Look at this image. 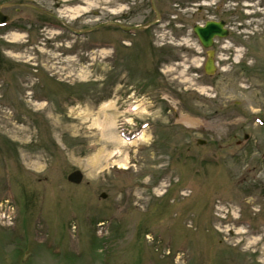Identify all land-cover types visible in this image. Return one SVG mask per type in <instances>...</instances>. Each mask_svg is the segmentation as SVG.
I'll return each instance as SVG.
<instances>
[{"label": "rangeland", "instance_id": "1", "mask_svg": "<svg viewBox=\"0 0 264 264\" xmlns=\"http://www.w3.org/2000/svg\"><path fill=\"white\" fill-rule=\"evenodd\" d=\"M9 1L57 21L3 11L0 264H264V0H155L133 35L100 25L145 26L151 0ZM205 21L247 52L217 100L172 60Z\"/></svg>", "mask_w": 264, "mask_h": 264}, {"label": "flooded vegetation", "instance_id": "2", "mask_svg": "<svg viewBox=\"0 0 264 264\" xmlns=\"http://www.w3.org/2000/svg\"><path fill=\"white\" fill-rule=\"evenodd\" d=\"M206 0H193L192 3L193 4H197L199 3H203L205 4ZM11 2H6L0 5V12L3 13L4 15L8 16V22L7 24L4 26V29H6L5 27H9L10 24L12 23V19L10 18V16L8 14H5L3 11L6 9H10V7H7L5 9H3L2 7L6 4H10ZM21 9H27V8H21ZM201 9V8H200ZM30 10V9H28ZM198 12L200 11L199 9H197ZM38 15H40L38 18L42 17V16H47L46 14H42L40 12H36L34 10H30ZM210 12L209 9H201V12ZM17 14H19V9H17ZM54 20H56L54 17H52ZM57 21V20H56ZM112 21V22H116ZM120 23H122L121 21H118ZM207 21L203 22L202 24H198L202 27H204L206 25ZM228 30V35L229 37L231 36V32L230 29L228 28V26H225ZM115 26H113V30H114ZM194 28L195 26L192 27H188V28H184L185 31L184 32H180L179 35H177V41L179 40H183V37H188V43H190L191 45H189L187 48V50L184 52L183 49H178V51H176V53H178L175 58H173L174 61V65L177 66H181L184 65L185 61H189L191 64V66H189V69L192 71L190 76L192 78H196V79H202V80H207L208 83H211L215 80H219L220 77L226 73L227 68H230V65H232V63L230 64L227 60L229 59L231 62H233L232 58V53L228 52L226 50V43L227 40H223V39H219L218 37H214L212 39V44L209 46V48H204L202 46V44L200 43L198 37L195 35L194 33ZM8 29V28H7ZM3 30V27H0V31ZM179 45L183 46V44ZM113 54H115L113 52ZM112 58L114 59V56L112 55ZM0 59H4L3 57H0ZM211 61L212 62V74H209L205 68V64L207 62ZM200 62V64L198 66H195L194 63ZM234 66V65H233ZM234 70V69H232ZM235 71V70H234ZM215 93V98L217 100L218 97V88H215L214 90ZM264 113V109L262 111ZM238 146H241L240 142H237Z\"/></svg>", "mask_w": 264, "mask_h": 264}, {"label": "water", "instance_id": "3", "mask_svg": "<svg viewBox=\"0 0 264 264\" xmlns=\"http://www.w3.org/2000/svg\"><path fill=\"white\" fill-rule=\"evenodd\" d=\"M28 7H31V6H28ZM31 8H33V7H31ZM3 18L4 17L0 14V21H4L5 18L4 19ZM157 18H159V14L158 13H157ZM102 26H106V25H102ZM123 29L125 31H129L130 30L129 28H123ZM221 30L222 29H221V26L219 24L208 23L206 28L197 27L195 29V32L199 36V38H200L201 42L203 43V45L205 47H208V46L211 45V42H210L211 35L215 34V32H221L222 33ZM221 36H226V35H221ZM211 65H212L211 63H208V66H207L208 70L211 67ZM83 179H84V176H83V174L80 171H75L68 177V181L69 182L77 184V185L81 184ZM103 198H106V196L103 195Z\"/></svg>", "mask_w": 264, "mask_h": 264}, {"label": "bare ground", "instance_id": "4", "mask_svg": "<svg viewBox=\"0 0 264 264\" xmlns=\"http://www.w3.org/2000/svg\"><path fill=\"white\" fill-rule=\"evenodd\" d=\"M245 54H247L246 51H242L241 49L236 50V51L234 52V57H233V58H234V62H238V61L242 58V56L245 55ZM39 106H40V108L43 107V105H39ZM102 108H104V106H102ZM100 115H101V114H100ZM102 116H104V114H103ZM94 124L96 125V122H94ZM98 126L101 127V129L95 131V133H96L99 137L105 138V136H106L108 133H110V131H107V130H106V126H105L104 124H102V123H100ZM117 141L120 142L119 139H118ZM106 143H107V141H106ZM118 144L120 145V143H118ZM111 145H112V146H116L117 143H116V144H112V143H111Z\"/></svg>", "mask_w": 264, "mask_h": 264}]
</instances>
